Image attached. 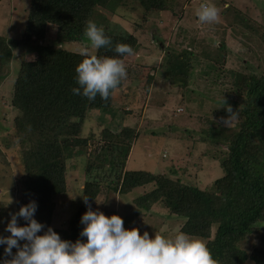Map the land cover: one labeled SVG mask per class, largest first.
<instances>
[{"label":"rangeland","instance_id":"1","mask_svg":"<svg viewBox=\"0 0 264 264\" xmlns=\"http://www.w3.org/2000/svg\"><path fill=\"white\" fill-rule=\"evenodd\" d=\"M29 1L0 0V35L34 41L33 36L22 33ZM161 1H153L146 7L141 0H108L93 9L89 21L103 30L133 35L139 46L132 57L126 58L127 78L125 84L120 83L112 92L114 106L109 110L90 109L81 135L91 138L86 146L88 149L98 144L104 126L117 132L123 125H136L138 136L128 152L125 169L163 173L185 184L215 191L213 182L223 174L221 160L227 144L214 134L218 129L224 131L236 125V119L227 126L221 122V117L228 115L220 113L225 110L221 100L224 98L226 104L232 106L227 96L229 91L225 89L230 86L233 74H227L229 78L225 75L227 71L238 70L264 73V0ZM201 3H211L219 9L218 20L211 26L201 23L196 16ZM241 24L246 26L241 28L238 26ZM222 41L227 45L226 52L211 51L210 58L220 59L219 53L222 57L224 53L226 59L223 63L221 59L215 62L210 70L204 65L203 43L216 45ZM42 43L79 50L87 44V38L85 36L80 42L66 40L54 25H49ZM182 50L188 52L185 54ZM90 52L99 54V49L90 48ZM170 52L174 59L180 55L182 60L188 61L185 82L172 78L165 71L166 54ZM105 56L117 55L104 52ZM22 57L28 56L14 52L6 65L0 63V235L4 236L9 235L4 229L10 213L32 200L23 193L26 174L21 161L22 145L13 127L16 108L8 100ZM137 59L140 64L135 63ZM149 66H153L154 71L151 70L153 80L148 85L146 77L141 75L144 76ZM64 144L70 147L65 171L66 191L55 198L49 219L44 216L46 212L37 208L35 219L45 225L38 234H43L49 226L54 231L64 227L78 206L85 181H102L100 170L95 168L90 175L86 172L87 158L83 150L78 151L71 139ZM114 180L109 181L110 187L99 183L97 196L91 204L93 210L99 209L106 216L117 214L122 217L126 229L137 228L140 234L146 231L150 238L154 234L170 237L181 231L185 218L170 214L160 203L153 204L150 209L134 204L133 198L149 190L152 184L118 193L112 189ZM95 200L102 203L97 204ZM24 223L18 218V224ZM257 225V229L238 243L247 254L253 247L263 244L264 222ZM215 229L216 224L211 227L210 238ZM190 236L207 243L205 238ZM1 250L4 251V246H0ZM239 264H253V261L246 258Z\"/></svg>","mask_w":264,"mask_h":264},{"label":"trees","instance_id":"2","mask_svg":"<svg viewBox=\"0 0 264 264\" xmlns=\"http://www.w3.org/2000/svg\"><path fill=\"white\" fill-rule=\"evenodd\" d=\"M107 1L30 0L22 33L33 36L34 41L0 35V63L6 65L14 52L28 56L20 59L8 99L16 108L13 127L22 145L21 161L26 174L23 193L35 200L37 208L46 212L44 216L49 219L55 198L66 191L65 171L70 147L64 141L71 139L87 158L86 172L90 175L95 168L102 172V181L87 179L82 188L81 196L87 195L90 205L97 196L99 183L110 187L109 181L115 178L112 189L118 193L152 184L149 190L133 198L138 208L150 209L153 204L160 203L170 214L184 217L181 231L207 239L206 245L218 264H239L246 258L253 264H264V236L262 246L253 247L248 254L238 246L257 229L258 223L264 222V73L258 75L238 70L227 71L225 75L221 69L225 77L233 74L230 86L225 90L229 91L227 96L231 98V108L236 114V125L224 131L218 129L214 134L227 144L221 160L223 174L213 182L215 191L185 184L179 178L173 179L163 173L125 169L128 152L138 136L136 125H123L117 132L104 126L98 144L88 149L86 146L91 138L81 135L90 109L109 110L112 106L113 90L107 100H101L99 95L94 101L73 95L71 89L78 87L75 68L83 57L78 50L42 43L49 25H54L64 39L80 42L85 37V27L93 9ZM153 1L157 0H141L146 7H150ZM161 2L165 3L164 0ZM238 26L244 28L246 25ZM104 33L111 38L112 48H101L99 54L91 53L98 58L104 57V52L118 56L112 50L117 43L131 46L133 53L138 49L139 42L133 35H119L106 29ZM203 47L204 65L209 69L214 68V63L220 59L221 63L225 61L227 45L224 41L216 45L204 42ZM216 50L224 51L223 57L219 53V59L213 53L214 57L210 58L209 52ZM182 52L186 54L188 51ZM133 53L118 57L124 61L125 67L126 58L132 57ZM179 56L174 59L172 52L166 54L165 71L172 78L185 82L189 63ZM139 62L137 59L135 63ZM151 70L154 71L153 66H149L144 76L141 75L146 77L145 84L148 85L153 80ZM85 211L87 207L80 197L65 226L55 230L59 231L61 239L71 242L86 240L79 235L83 228L80 217ZM215 224V232L210 238L211 227ZM12 251L13 254L16 252L15 249ZM0 258L10 260L12 257L5 256L1 250Z\"/></svg>","mask_w":264,"mask_h":264},{"label":"clouds","instance_id":"3","mask_svg":"<svg viewBox=\"0 0 264 264\" xmlns=\"http://www.w3.org/2000/svg\"><path fill=\"white\" fill-rule=\"evenodd\" d=\"M196 16L201 23L212 24L218 20L219 9L214 4L201 3ZM84 35L87 44L78 50L83 59L75 68L78 87H73L71 92L88 101H94L97 95L101 100H107L127 75L126 67L118 57L132 55L133 49L117 43L112 50L118 56L98 58L91 54L90 48H112L111 38L93 21L87 22ZM221 107L228 114L221 117V122L227 126L236 119V114L224 98ZM80 197L87 211L80 217L83 228L79 235L86 240L61 239L50 226L43 234H38L45 225L35 219L38 205L35 200H30L18 211L10 213L4 229L9 235H0V246H4L5 256L12 258H0V264H218L202 240L183 231L170 237L154 234L150 238L146 231L140 234L137 228L126 229L122 217L117 214L106 216L99 209L93 210L87 195ZM18 218L26 223L18 224ZM13 248L16 249L14 254Z\"/></svg>","mask_w":264,"mask_h":264},{"label":"crops","instance_id":"4","mask_svg":"<svg viewBox=\"0 0 264 264\" xmlns=\"http://www.w3.org/2000/svg\"><path fill=\"white\" fill-rule=\"evenodd\" d=\"M112 106H114V104L112 103Z\"/></svg>","mask_w":264,"mask_h":264}]
</instances>
